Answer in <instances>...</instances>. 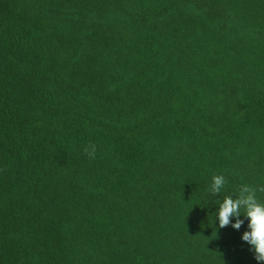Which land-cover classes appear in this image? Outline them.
Listing matches in <instances>:
<instances>
[{
    "label": "trees",
    "instance_id": "1",
    "mask_svg": "<svg viewBox=\"0 0 264 264\" xmlns=\"http://www.w3.org/2000/svg\"><path fill=\"white\" fill-rule=\"evenodd\" d=\"M217 174L264 188V0H0V264H257Z\"/></svg>",
    "mask_w": 264,
    "mask_h": 264
},
{
    "label": "clouds",
    "instance_id": "2",
    "mask_svg": "<svg viewBox=\"0 0 264 264\" xmlns=\"http://www.w3.org/2000/svg\"><path fill=\"white\" fill-rule=\"evenodd\" d=\"M226 185L224 175H214L204 193L205 201L210 196L218 197L212 201L215 205V212L211 214L212 224L216 230L230 226L239 231L246 221V230L241 233L240 240L248 245L257 264H264V200L257 195L258 190L264 191V188L257 189L243 183L237 193L221 198Z\"/></svg>",
    "mask_w": 264,
    "mask_h": 264
}]
</instances>
